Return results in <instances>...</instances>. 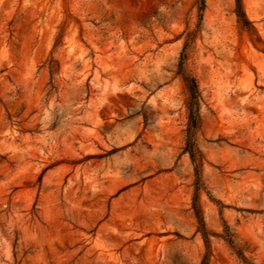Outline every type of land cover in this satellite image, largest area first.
Segmentation results:
<instances>
[{"label": "rangeland", "instance_id": "374dc122", "mask_svg": "<svg viewBox=\"0 0 264 264\" xmlns=\"http://www.w3.org/2000/svg\"><path fill=\"white\" fill-rule=\"evenodd\" d=\"M241 5L247 28L236 0H0V264H264V0Z\"/></svg>", "mask_w": 264, "mask_h": 264}, {"label": "trees", "instance_id": "16d2710c", "mask_svg": "<svg viewBox=\"0 0 264 264\" xmlns=\"http://www.w3.org/2000/svg\"><path fill=\"white\" fill-rule=\"evenodd\" d=\"M198 4L199 11H202L205 7V0H196ZM236 15L239 20L242 22L243 27L247 28L246 24L249 22L246 20L244 15L241 0H236ZM177 74L180 75L182 82L184 84L186 93H187V130H186V147L190 152V158L194 161V152H193V135L198 127L199 123V101H200V91L198 88V84L193 76H191L188 72H186L184 67V56L181 57V60L178 65ZM200 224L203 226V222L200 219ZM204 239L207 240L206 234H203ZM207 242V241H206ZM238 256L246 263V259L243 257L242 253L238 251ZM249 264V263H248Z\"/></svg>", "mask_w": 264, "mask_h": 264}]
</instances>
